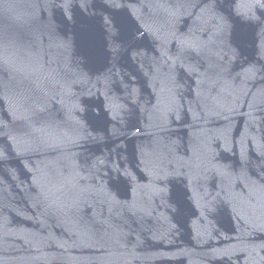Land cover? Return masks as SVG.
Returning <instances> with one entry per match:
<instances>
[{"label":"water","instance_id":"1","mask_svg":"<svg viewBox=\"0 0 264 264\" xmlns=\"http://www.w3.org/2000/svg\"><path fill=\"white\" fill-rule=\"evenodd\" d=\"M0 264H264V0H0Z\"/></svg>","mask_w":264,"mask_h":264}]
</instances>
